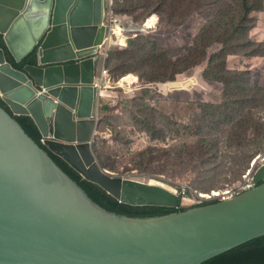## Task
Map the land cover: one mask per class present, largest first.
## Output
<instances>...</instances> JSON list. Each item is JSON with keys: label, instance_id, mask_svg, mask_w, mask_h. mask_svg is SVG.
<instances>
[{"label": "water", "instance_id": "water-1", "mask_svg": "<svg viewBox=\"0 0 264 264\" xmlns=\"http://www.w3.org/2000/svg\"><path fill=\"white\" fill-rule=\"evenodd\" d=\"M104 2L0 0V33L12 58L21 63L37 51V64L18 70L0 48V97L12 113L0 106V264H202L264 236V164L256 187L233 198L128 217L93 202L15 119L31 117L53 155L121 203L187 201L175 190L168 196L162 181L110 174L91 151Z\"/></svg>", "mask_w": 264, "mask_h": 264}, {"label": "rangeland", "instance_id": "rangeland-1", "mask_svg": "<svg viewBox=\"0 0 264 264\" xmlns=\"http://www.w3.org/2000/svg\"><path fill=\"white\" fill-rule=\"evenodd\" d=\"M116 1L118 4H122L123 0ZM176 8L178 10L177 16L173 20L179 23L177 27L172 26V20L164 18L160 21L155 12L143 17L142 8L134 13L126 14L128 19L137 26L142 25L151 15H155L157 19L155 25L150 27L144 23V31L140 34L146 36L147 40L153 41L160 48L169 49L168 54L174 59L179 53L183 55L190 47H193L196 39L204 41L207 39L208 35L203 34L201 29L208 22H213L212 33L217 32L220 36H223L226 29L219 23V20L228 21L224 5L215 4L210 9L207 5H204L201 10H198L192 6V0H188L183 6L177 5ZM116 11H118L117 7ZM261 20L263 22L260 21L256 26L257 28H254L251 33L254 35L252 39L258 40L263 45L264 15ZM248 24L253 26L254 20H249ZM127 36L131 37L130 34ZM224 43L219 42L216 44L213 42L207 50L205 63L200 67L192 68L178 75L174 83L162 85V83H148L146 80H139V87L106 88L102 90L103 96L95 105L96 129L94 141L97 136L99 139L103 137L106 140L112 138L119 148L120 152L113 155L114 168L107 170L110 174L144 183L151 180L162 181L178 193L179 191L182 192L183 189L189 190L192 196L188 194L187 201L182 204V207L185 208H191L197 203L194 199L195 195L218 192L221 195L230 196V193L237 191L245 181L253 177V172L250 174L247 172L251 169L253 163L258 167L259 162L264 158V138L262 135L257 137L252 134L251 137L254 143L242 149H237L236 146L230 147L220 133L210 132L207 128L202 130L192 128L188 131L180 128L177 131L182 125H192V106L200 111L197 107L198 104L211 103L214 107L211 108L210 116L217 107L230 111V108L225 105L234 96L228 94L224 85L217 80L222 68L220 66L222 60L209 64L207 61L210 60L211 55L222 53L223 50L227 52V55L232 53L231 47ZM263 51L264 48L260 45L235 47V54L229 55L227 58V69L248 73L250 77L252 73L254 84L264 86V59H261L264 56L259 55ZM257 53L258 55H251ZM254 56L261 58L251 60ZM128 74L135 75L133 73ZM113 76L112 79L115 82L120 80V78L117 79L119 74ZM205 76L208 78L206 79ZM141 99L158 108V111H161L167 117L164 122L159 118V116H162L161 113L158 111L155 113L154 122L156 125L161 126L160 129L163 131L162 133L158 131L153 138L143 128V124L140 123L141 119H133V115L136 113L133 105L134 103H140ZM104 106L107 108H103ZM259 106L258 115L264 122V97L260 99ZM167 121L168 125H166ZM219 122L222 123V120ZM202 138L208 139L209 142L218 141V158L207 163L197 162L195 169L188 165H180L178 154H183V152H195L197 154L196 144ZM146 147L153 148L154 161L143 162L140 159H133L136 153ZM100 149L103 151L102 146H100ZM209 149H211V152L214 151L213 148L207 146V150ZM244 153L254 154V158H256L249 162L244 159ZM182 157L185 160L189 158L186 154ZM191 202L194 204H191Z\"/></svg>", "mask_w": 264, "mask_h": 264}, {"label": "trees", "instance_id": "trees-1", "mask_svg": "<svg viewBox=\"0 0 264 264\" xmlns=\"http://www.w3.org/2000/svg\"><path fill=\"white\" fill-rule=\"evenodd\" d=\"M112 1L113 13L121 18L128 19L126 13H134L142 8L143 17L149 13L155 12L160 21L164 20V18L166 20H172V26L177 27L179 23L173 20L178 12L176 7L177 5L183 6L188 0H123L122 4H118L116 0ZM215 4L224 5L227 11L228 21L219 20V23L226 29L223 36H220L217 32L212 33L213 22H208L201 29L203 34L208 35L207 39L205 41L196 39L193 47H190L183 55L179 53L174 59L168 54L169 49L160 48L153 41L147 40L146 36L138 32L127 33L131 35L127 40V45L111 47L108 50V57L105 63L110 75L119 74L117 79L128 75V73L135 74L136 76H134L137 78V81L132 87H139V80H146L148 83H162V85H165L174 83L178 75L192 68L200 67L205 63L207 50L211 47L213 42L216 44L225 42L224 44H228L231 47L232 53L227 55V52L223 50L222 53L211 55L210 60L207 61L209 64L211 62H217L220 59L222 60L220 62L222 68L217 76V80L224 85L228 94L234 96L229 99L225 105L227 108H230V111L217 107L210 116L211 108L214 107L211 103L198 104L197 107L200 111H197L195 107L192 106V125H182L177 131H179L180 128L184 131H188L192 128L200 130L207 128L210 132L220 133L225 142L229 143L230 147L236 146L237 149H242L254 143L251 137L252 134H255L257 137L262 135L264 138V122L258 115L260 99L264 97V86L254 84L252 73L250 77L248 73L238 70H228L227 58L229 55L235 54V47H252L260 45L264 48V43L262 45V43L253 40V35L251 33L256 27L258 14L264 12V0H192V6L198 10H201L204 5H207L208 9H210L212 5ZM116 7L118 11H116ZM249 20H254L253 26L248 24ZM0 48L4 49L8 62L18 70H22L26 65L37 64L36 50L21 63L15 62L7 50L4 37L1 33ZM251 55H258V53ZM259 55L264 56V51ZM205 78L207 79L208 77L205 76ZM0 106L12 115L10 109L1 97ZM133 107L136 110L133 119H141L140 123H142L143 128L149 132L151 138L155 137L158 131L162 133L163 130L160 129L161 126L156 125L154 122L155 113L158 111V108L150 105L143 99H141L140 103H134ZM103 108L107 107L104 106ZM158 112L162 115L159 116V118L165 122V118H167L166 115L162 114L161 111ZM15 119L25 132L50 155L53 162L71 178L93 202L109 212L134 218H150L184 212L191 208H199L222 201V198L207 201L195 195L194 199L197 203L191 208H185L181 205L173 208L126 205L119 202L96 184L83 179L63 160L53 155L45 144L41 142L43 137L31 117L15 116ZM217 119L218 121H216ZM220 120H222V123L219 122ZM166 125H168V121ZM222 126L227 128L224 129ZM100 146H102L103 151H101ZM207 146L208 148H213L214 151L211 152V149L207 150ZM196 147L198 150L197 154L195 152H183V154H178L180 165H188L195 169L197 162L207 163L212 159L218 158L217 140L209 142L208 139L202 138L196 144ZM153 151V148L146 147L136 153L133 159L151 162L154 157ZM92 152L99 166L107 171L114 168L115 161L113 155L120 151L112 138L106 140L103 137L99 139L97 136L92 143ZM162 153L167 154L166 152ZM184 154L189 157L188 160L182 157ZM255 158L254 154L244 153V159L249 162ZM188 194L192 196L191 191L188 192ZM202 264H264V236L248 241Z\"/></svg>", "mask_w": 264, "mask_h": 264}, {"label": "built area", "instance_id": "built-area-1", "mask_svg": "<svg viewBox=\"0 0 264 264\" xmlns=\"http://www.w3.org/2000/svg\"><path fill=\"white\" fill-rule=\"evenodd\" d=\"M104 25L106 27L105 35L102 41V44L97 46V52L95 54L94 60H95V74H94V80L93 85L97 91V101L100 99V97L103 96L102 90H105L106 88H114V89H120V88H129L134 83H136L137 78L131 74L126 75L124 77H121L118 82H115L110 73L108 72V69L106 68V59L108 57V50L113 46H126L127 40L129 37L127 36V33H141L144 31L142 25L148 21V19H152L154 16L155 20L152 21V26L155 25V22L157 21L155 15H151L148 19L145 20V22L140 25V28L135 27L137 25H134L130 19L121 18L117 15H115L112 11V0H104ZM150 28V27H149ZM127 81H123V80ZM123 81V82H122ZM97 103V102H96ZM48 138L43 137L41 142L43 144L46 143V140ZM49 139H52L51 137ZM264 163V158L259 162V165ZM257 169V166L255 163L251 166V169L248 170V174L253 172L254 173ZM246 175V174H245ZM256 184L253 181V177L249 178L241 187L232 193H230V196L223 194L221 195L218 192H212L211 194L206 195H197L200 199L203 200H213L217 198H222V200H227L230 198H233L243 192H246L248 190H251L255 188ZM179 196L182 199H186L189 192L183 189V191L180 193Z\"/></svg>", "mask_w": 264, "mask_h": 264}, {"label": "bare ground", "instance_id": "bare-ground-1", "mask_svg": "<svg viewBox=\"0 0 264 264\" xmlns=\"http://www.w3.org/2000/svg\"><path fill=\"white\" fill-rule=\"evenodd\" d=\"M153 20H155V18H154V16L152 17V19H148V21L146 22V24H148V26H150V27H152V21ZM135 27H137V26H135ZM142 27H143V25H142ZM143 29H144V27H143ZM123 81H127V80H123ZM122 81V82H123ZM134 181H136V180H134ZM149 182H155V181H149ZM137 183H144V182H140V181H137ZM148 183V182H147ZM153 186H158V185H153ZM159 187H161L165 192H166V194L169 196V194L170 193H173L174 192V189L173 188H171V187H169V186H161V185H159Z\"/></svg>", "mask_w": 264, "mask_h": 264}, {"label": "crops", "instance_id": "crops-1", "mask_svg": "<svg viewBox=\"0 0 264 264\" xmlns=\"http://www.w3.org/2000/svg\"><path fill=\"white\" fill-rule=\"evenodd\" d=\"M263 13H264V12H263ZM263 15H264V14H262V13L258 14V21H257V24H259V22L262 21L261 19H262ZM262 22H263V21H262ZM257 24H256V26H257ZM256 28H257V27H255V29H256ZM253 37H254V35H253ZM254 40H255V39H254ZM255 41H258V40H255ZM259 58H261V57L254 56V57L251 58V60H255V59H259ZM261 59H264V57L261 58Z\"/></svg>", "mask_w": 264, "mask_h": 264}, {"label": "clouds", "instance_id": "clouds-1", "mask_svg": "<svg viewBox=\"0 0 264 264\" xmlns=\"http://www.w3.org/2000/svg\"><path fill=\"white\" fill-rule=\"evenodd\" d=\"M138 26H139V25H138ZM128 75H129V74H128ZM263 164H264V163H263ZM261 165H262V164H261ZM261 165H259V166L257 167V169L255 168L256 171L258 170V168H259ZM256 171H255V172H256ZM254 174H255V173H254ZM253 178H254V176H253ZM255 187H256V186H255ZM180 198H181V197H180Z\"/></svg>", "mask_w": 264, "mask_h": 264}]
</instances>
